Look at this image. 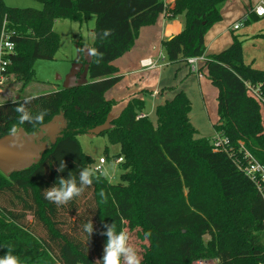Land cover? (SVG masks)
I'll return each instance as SVG.
<instances>
[{"label":"trees","instance_id":"1","mask_svg":"<svg viewBox=\"0 0 264 264\" xmlns=\"http://www.w3.org/2000/svg\"><path fill=\"white\" fill-rule=\"evenodd\" d=\"M40 1L42 8L34 9L0 0V33L6 23L15 42L6 73L22 79L21 90L35 80V61L53 59L58 51V19L82 22L97 15L91 49L103 58L97 63L91 56L87 62L88 83L0 103V141L23 133L33 148L44 146L33 166L10 174L0 170V257L10 248L20 264H96L107 241L100 235L104 224L115 223L117 232L141 227L149 241L142 264L264 262V199L239 167V161L246 163L241 144L264 164V107L248 88H259L264 97V69L245 62L240 36L233 30V43L205 56L201 68L219 90L214 128L229 138V153L213 150L212 139L199 136L191 120L192 101L182 89L156 106L157 123L143 113L145 102L138 97L109 120L116 102L105 97L121 79L113 62L132 48L143 26L153 25L164 12L185 16L183 30L162 45L169 63H188L206 54L205 36L223 19L228 0H175L172 8L164 0ZM252 9L247 24L260 20ZM106 29L111 35L104 37ZM25 101L33 116L46 113L43 124L18 123L15 108ZM86 133L107 136L120 149L113 157L123 160L118 183L96 173L99 179L84 191H92L91 210L82 212L80 196L57 206L45 199L44 190L69 173L79 182L81 169L93 168L94 159L79 141ZM61 159L66 168L58 173ZM90 219L89 238L84 224Z\"/></svg>","mask_w":264,"mask_h":264},{"label":"rangeland","instance_id":"2","mask_svg":"<svg viewBox=\"0 0 264 264\" xmlns=\"http://www.w3.org/2000/svg\"><path fill=\"white\" fill-rule=\"evenodd\" d=\"M256 2L257 0H228L222 8L223 19L216 23L207 35L216 26L221 31H224L233 21H242L240 29L234 30V32L243 41L242 46L245 62L252 61L255 66L264 69V17H261L257 21H251L249 24L242 19ZM6 3L12 7L19 8L41 9L43 6L40 0H11ZM181 16L183 15L177 17ZM183 17L185 18V16ZM96 21L97 15L95 14L82 22L72 21L70 19L56 20L54 29L60 36L58 51L53 59H38L34 64L35 80L36 82H40V85H37L35 89L29 87L26 91L21 90L22 79L12 74L11 81L9 79L6 80L2 86L3 91L7 90V94L5 93L4 96L0 95V103L14 101L28 95H37L47 91H53L51 88L53 85H56L59 89H63L73 87L77 84L88 83L89 69L86 59H91V48H89V44H92L95 39L94 30ZM232 32L233 30H230L227 34L231 41H233ZM160 51L162 54L159 62L163 64V68H159L161 71V79L164 81L163 83L170 86L163 88V95H173L172 93L178 89L186 90L192 101L191 120L198 130L199 136L213 139L216 135L214 124L219 120V118L217 120V116L219 117V115L217 113L218 100L216 98L219 94L218 88L211 83L206 72L201 69L202 67H199L201 70L198 75V73L191 71L190 66L186 62L169 63L166 56V49L163 45L159 48V53ZM80 55L84 56V61H79ZM158 57L155 60H158ZM203 83H206L207 87ZM144 102L143 113L154 123H157L155 113L157 100L154 101V99L145 95ZM112 110L114 112L116 107L112 108ZM79 141L84 152L90 155L95 163H98L100 158L107 157L108 154L109 159L104 166V170H107L109 175L107 177L103 174L101 175L112 183H118L122 170L116 162V157L113 156L120 152L119 147L111 145L108 142L107 136L95 133L81 134L79 135ZM106 147H108V151H106ZM91 196V190L84 192L80 196L79 203L82 206L80 211L85 212L87 208L91 210ZM28 220L34 224L37 228L36 231L40 235H45V231L37 224V221L33 219L32 215H28ZM124 231L129 234V242L137 249L142 258L146 246L149 245V241L142 233L141 227L136 226L133 229L127 227Z\"/></svg>","mask_w":264,"mask_h":264},{"label":"crops","instance_id":"3","mask_svg":"<svg viewBox=\"0 0 264 264\" xmlns=\"http://www.w3.org/2000/svg\"><path fill=\"white\" fill-rule=\"evenodd\" d=\"M4 1L8 2L11 0ZM258 1L259 0H257V2ZM174 4L175 0H168V5H170L171 8L174 6ZM253 6L254 5H252L251 8H253ZM247 15L248 13L245 14L242 19ZM237 22H240V20L233 21L224 31H221V29L217 28L216 26L212 29L213 32L211 31L207 36H205V44L207 46L205 56L209 54L219 53L228 48L233 43V41H231L227 34L230 30H234L233 25ZM184 24L185 18L183 16L171 18L167 12L161 13L158 16L157 21L153 25L143 26L140 29L139 35L137 36L132 48L113 62L114 65L118 68V75L121 77V79L105 94L106 99L116 102L115 106L113 107H116V110L114 111L115 113L113 112V110L111 111L109 120L120 115V113L127 106L128 102L134 97H138L144 100V96L148 95V97L154 99V101L157 100L156 106L160 103H163L166 99H170L173 97L175 91L172 93L173 95H163V88H167L170 86L166 85V83H163L164 81L161 79V71L159 68H163V64L159 62L160 56L162 54L161 51L159 53V48L161 47L163 40H166L171 36L180 33L184 28ZM92 44H89V48H92ZM157 56H159L158 60H155ZM146 59L155 60L159 62V65L154 68H144L142 66V61ZM86 60L87 62L90 61V59ZM247 63L255 66L252 61ZM203 64L204 60L198 62L199 67H202ZM190 69L193 73H197L193 71L191 66ZM12 77L13 75H8L7 80L9 79V81H11ZM39 83L40 82H36V80H34L24 90L26 91V89H29V87H33L35 89L37 85H40ZM203 85L207 87L206 83H203ZM51 88L53 91L59 90L56 85H53ZM184 91L187 93L186 90ZM48 92L52 91H47L44 93ZM5 93L7 94V90L3 91V89H1L0 95L4 96ZM35 95H28L26 97ZM218 118L219 117L217 116V120ZM106 126H109V123Z\"/></svg>","mask_w":264,"mask_h":264},{"label":"clouds","instance_id":"4","mask_svg":"<svg viewBox=\"0 0 264 264\" xmlns=\"http://www.w3.org/2000/svg\"><path fill=\"white\" fill-rule=\"evenodd\" d=\"M104 37L111 35V30H104ZM90 55L97 57L96 62L99 63L100 59L103 58V53L98 52L96 49L90 50ZM142 63L147 67L151 66L152 61L146 59ZM30 101L20 103L15 108V111L19 113L18 123L23 125L25 122L36 124L44 123L45 112L33 116L26 108V104ZM11 133L15 135L17 133L16 126H13ZM66 168V163L63 159L59 161L57 172H63ZM97 170L93 168L85 167L81 169L79 173V182L77 178L69 173L68 178L59 177L56 184L52 187L44 190L45 199L55 203L57 206L66 205L76 197L81 196L85 189L92 185L93 179H99L97 176ZM102 174L107 177L109 175L107 170H103ZM106 202V201H105ZM106 231L101 232L100 235L106 236L107 241L103 248L102 260H97L96 264H142V258L139 255L137 249L129 242L130 236L127 232L121 230L116 231L115 223L104 224ZM84 231L90 238L94 232V225L92 220H88L84 224ZM0 264H20V259L13 254L12 249H8L6 254L0 257Z\"/></svg>","mask_w":264,"mask_h":264},{"label":"built area","instance_id":"5","mask_svg":"<svg viewBox=\"0 0 264 264\" xmlns=\"http://www.w3.org/2000/svg\"><path fill=\"white\" fill-rule=\"evenodd\" d=\"M166 4H168V0H164ZM252 12L256 14L258 17H264V0H259L253 7ZM248 19V15L243 18L244 21ZM242 21L237 22L233 25V29L237 30L241 27ZM15 54V42L11 39V35L6 29V23L3 25L1 33H0V92L4 82L7 80L8 74L6 70L8 66L11 64L10 57ZM151 60V59H150ZM201 60H205L204 56L191 57L188 59V64L192 67L193 71L200 74V68L198 62ZM144 61V60H143ZM151 66H145L142 63L144 68H154L159 65V62L155 60H151ZM248 88L252 91L253 95L256 96L262 106L264 107V97L262 96L260 89L257 87H253L248 84ZM144 116L140 114L138 118ZM213 150L215 151H224L230 152L231 148L229 146L230 140L226 136H221L216 134L212 139ZM241 150L243 152L244 160L246 163L239 161V167L242 169L247 176L254 182L258 191L262 195L264 199V164H262L248 149H246L241 144ZM123 158L116 159V162L119 164ZM107 157L100 158L98 163L93 165V169L97 170L98 174H102L104 170V166L107 163ZM192 264H220L218 260L215 259H199L193 262ZM264 264V262L260 263Z\"/></svg>","mask_w":264,"mask_h":264},{"label":"water","instance_id":"6","mask_svg":"<svg viewBox=\"0 0 264 264\" xmlns=\"http://www.w3.org/2000/svg\"><path fill=\"white\" fill-rule=\"evenodd\" d=\"M41 148H33L28 144L26 135L21 133L16 137L0 141V170L10 174L15 170L26 169L38 163Z\"/></svg>","mask_w":264,"mask_h":264}]
</instances>
